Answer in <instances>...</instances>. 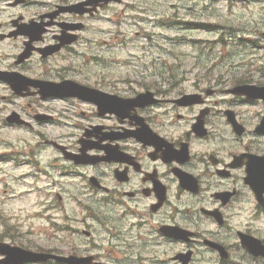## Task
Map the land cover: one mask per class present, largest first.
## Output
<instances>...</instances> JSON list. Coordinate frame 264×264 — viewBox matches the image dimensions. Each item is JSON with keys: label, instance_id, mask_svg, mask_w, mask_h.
I'll return each instance as SVG.
<instances>
[{"label": "flooded vegetation", "instance_id": "1", "mask_svg": "<svg viewBox=\"0 0 264 264\" xmlns=\"http://www.w3.org/2000/svg\"><path fill=\"white\" fill-rule=\"evenodd\" d=\"M103 4L0 0V70L25 78L12 112L52 124L44 143L99 196L90 210L99 240L89 242L95 230L88 224L92 236L83 251L109 264H264L242 244L246 234L264 242V100L233 94L238 83L198 85L188 93L201 103L190 106L175 102L184 88H153L161 102L124 112L80 98H41L40 82L89 85L83 60L97 38L90 19ZM93 87L133 97L117 87ZM0 89L13 93L6 82ZM143 123L165 143L132 133ZM57 143L75 153L81 143L97 162L77 166Z\"/></svg>", "mask_w": 264, "mask_h": 264}, {"label": "rangeland", "instance_id": "2", "mask_svg": "<svg viewBox=\"0 0 264 264\" xmlns=\"http://www.w3.org/2000/svg\"><path fill=\"white\" fill-rule=\"evenodd\" d=\"M135 5L137 8L121 14V25L110 21V17H116L112 13L102 15L105 20L99 22L100 26L112 29L117 36L111 45L114 56L103 64L91 62V72L105 71L120 79L127 76L138 87L147 66H157L160 72L165 61V70L169 66L198 69V60L205 68L215 61L217 74L236 65L234 69L246 70L236 77L251 73L264 82L257 70L262 66L264 73V0H136ZM206 18L216 26H195ZM190 22L196 24H187ZM121 41H127V45L123 42L118 46ZM250 62L254 70L248 73ZM28 142H36L33 134L0 122V214L6 217L0 220V231L6 229V219L16 227L10 229L14 234L22 232L17 244L50 245L53 234L51 211L46 208L48 193L39 188L45 189L51 180L30 165L31 157L21 154L23 149L30 151ZM51 159L49 151L41 156L48 168Z\"/></svg>", "mask_w": 264, "mask_h": 264}, {"label": "water", "instance_id": "3", "mask_svg": "<svg viewBox=\"0 0 264 264\" xmlns=\"http://www.w3.org/2000/svg\"><path fill=\"white\" fill-rule=\"evenodd\" d=\"M10 254L13 262L14 261H35L39 260V255H36L35 253H29L25 252L23 250H15V251H6Z\"/></svg>", "mask_w": 264, "mask_h": 264}]
</instances>
